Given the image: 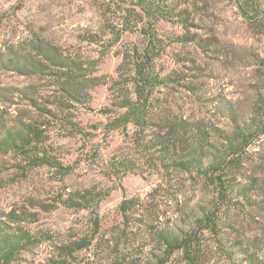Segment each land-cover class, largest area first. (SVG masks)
Segmentation results:
<instances>
[{"label":"rangeland","instance_id":"rangeland-1","mask_svg":"<svg viewBox=\"0 0 264 264\" xmlns=\"http://www.w3.org/2000/svg\"><path fill=\"white\" fill-rule=\"evenodd\" d=\"M173 1L189 23L157 24L156 72L170 78L149 100L152 122L113 129L133 90L131 64H121L140 43L138 14L116 40L114 1L0 0V226L32 240L13 264H158L159 234L189 231L193 259L166 264H264V18L245 16L244 0ZM167 119L193 125L205 167L228 162L223 195L210 176L160 157L154 139ZM9 133L29 135L27 149L59 167H31L2 144ZM109 191L96 209L61 202Z\"/></svg>","mask_w":264,"mask_h":264},{"label":"trees","instance_id":"trees-1","mask_svg":"<svg viewBox=\"0 0 264 264\" xmlns=\"http://www.w3.org/2000/svg\"><path fill=\"white\" fill-rule=\"evenodd\" d=\"M99 1L106 4L114 1L117 7L116 12L119 14L117 19L120 26L116 31V40H119L123 34L131 30L130 27L127 26L131 21L129 17L135 13H137L139 17V20L136 21V32H138L140 43L123 57V62L121 64V66L124 67L131 64L132 75L127 84H131L133 90L125 94L120 101L119 107L126 109L125 112L110 124H112L113 129L127 127L130 124H135L142 128L147 127L149 123L152 122L149 121L151 116L148 110L152 106L149 100L155 88L162 85L166 79L170 78L169 76L160 77V74L156 72L155 59L161 54V51L164 50V46L162 47L163 39L161 38L160 29L157 24L161 20H167L166 18L169 15H171L170 17L178 16L180 22L183 24L189 23V9L184 8L179 13H174L175 9L178 7L174 4L173 0ZM244 1L248 5V8L245 6H241L240 8L245 16L249 17L251 10H255V13H258L264 18V4L260 3L259 0H253L255 2L254 6L252 0ZM194 7L197 9L196 3H194ZM176 40L181 42L192 40L200 44L196 38H188L185 34L178 35ZM68 78H71V76H68ZM65 84L66 83L63 84L64 88ZM1 121L2 117H0V124ZM30 131L37 139L35 147H38L40 133L34 127L30 129ZM262 134L264 135V125ZM28 136L29 135L21 134L16 137L12 133H9L7 134V138L2 141V144L13 147L16 151L18 150V152L21 151L23 155L26 154L27 157H25V160L31 167L50 166L58 168V163H55L48 153L40 155L36 154L33 149H27V146L33 144V141L29 139ZM194 137V128L189 121L185 119H167L162 122V130L155 136L154 143L155 146L158 147V151L161 154L160 157L163 160H168L170 167H179L189 172L196 170L210 176L211 180L214 181L219 188L220 194L223 195L224 191L227 190V181L224 177L229 174V171H226L224 168V164L228 162L225 161L224 158L218 159L212 162L211 165L205 167L202 149L192 143ZM247 142L248 137L242 136L240 147H242V149L246 147L248 144ZM235 167L236 165L233 164L232 168ZM227 168H229V166H227ZM109 194L110 191L103 197H96V195L90 193L81 194L79 197L71 195L66 199H62L61 202L64 206L77 210L96 209L100 202ZM132 202V200H125L121 203L120 208L124 214L131 208ZM194 234L190 231L181 234L175 232L160 233L159 240L164 253L158 260V264H166L176 253H183L187 260H192ZM31 242V236L28 233L24 231L9 233L0 226V264H13L17 254ZM88 245V242H83L77 248L82 249ZM72 251L73 250H71V252Z\"/></svg>","mask_w":264,"mask_h":264}]
</instances>
